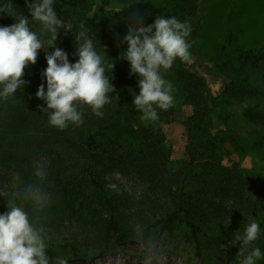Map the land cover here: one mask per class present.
Listing matches in <instances>:
<instances>
[{"label":"trees","instance_id":"1","mask_svg":"<svg viewBox=\"0 0 264 264\" xmlns=\"http://www.w3.org/2000/svg\"><path fill=\"white\" fill-rule=\"evenodd\" d=\"M112 1L54 0L53 5L58 17L73 24V36L79 23L85 25L96 50L105 58V75L114 92L108 94L110 102L103 107L102 117L85 106L80 109L82 124H70L63 130L49 126L47 113L38 107L43 102L35 96L44 82L40 75L46 67L43 51L24 70L22 79L27 83L23 88L0 100V181L11 172L20 182L14 193L0 192V213L7 211V205L22 206L39 229L56 219L57 211L63 213L80 231L64 245L72 253L80 247L110 248L130 239L147 242L181 232L200 259L206 250L225 245L234 264H239L232 257L238 252L234 237L254 221L260 225L261 235L246 252L252 247L264 252V166L257 184L239 173L232 152L212 125L216 98L206 80L191 71L187 61L179 60L162 75L177 81L186 104L193 109L186 122L192 148L181 168L171 165L172 145L164 129L174 122L177 109L174 105L166 111L157 109L158 118L145 121L133 107V94L139 92L137 77L129 75L127 62L120 58L127 29L120 28L108 10ZM11 2L17 16L28 14L25 0ZM151 2L161 15L190 24L191 47L202 37L200 0H120L125 14ZM14 22L0 13V26ZM73 36L60 32L55 41L56 47L69 54L70 62L75 60ZM234 38L235 31L228 27L222 53L230 50ZM238 51L244 59L238 73L247 74L245 66L249 65L259 69L258 62L264 57L261 50ZM244 116L251 124L264 127L260 102ZM260 143L264 145V135ZM261 161L264 163V157ZM112 170L139 182V195L107 185L105 175ZM34 188L51 199V206L33 203V197L38 198ZM218 200H226L227 206ZM257 264H264V258Z\"/></svg>","mask_w":264,"mask_h":264},{"label":"clouds","instance_id":"2","mask_svg":"<svg viewBox=\"0 0 264 264\" xmlns=\"http://www.w3.org/2000/svg\"><path fill=\"white\" fill-rule=\"evenodd\" d=\"M53 5L54 0H25L28 14L17 16L11 0H0V13L15 21L0 26V100L23 88L27 83L22 79L24 70L35 64L38 52L43 51L46 67L40 75L46 87L42 82L35 96L43 102L38 107L47 113L49 126L63 130L83 123L80 109L85 106L102 117L114 87L105 75V58L96 50L89 30L81 22L73 36V24L58 17ZM60 32L74 37V62L55 45ZM190 33V24L174 16L160 15L147 26L127 27L120 58L127 62L129 75L137 77L139 92L133 94L132 105L142 120L155 121L157 109L166 111L173 106V87L162 73L177 60H189ZM109 67L112 69L113 63ZM33 203L43 207L39 198L33 197ZM260 235V225L253 221L234 237L239 264H257L264 258L259 247L244 254ZM46 250L45 238L28 211L16 204L7 205V211L0 213V264H50ZM59 264L67 261L61 259Z\"/></svg>","mask_w":264,"mask_h":264},{"label":"rangeland","instance_id":"3","mask_svg":"<svg viewBox=\"0 0 264 264\" xmlns=\"http://www.w3.org/2000/svg\"><path fill=\"white\" fill-rule=\"evenodd\" d=\"M85 1L93 4L96 0ZM108 10L117 18L119 27L125 29L129 25L147 26L156 16L161 15L155 2L144 4L125 14L120 0H114ZM199 15L203 23V34L190 48L187 62L191 71L206 80L209 90L216 98L212 125L225 140L226 148L232 152L239 173L257 184L264 166L261 161L264 157V145L260 143L264 127L251 124L244 114L257 102H260L261 108L264 107V57L258 62L259 69L249 65L245 66L247 74L238 73L244 66V59L238 50L257 49L264 56V0H200ZM228 27L235 31V38L230 50L222 53ZM163 78L173 87V105L177 109L174 122L164 130L172 145L171 165L179 169L188 148H192L186 122L193 114V109L186 104L185 95L177 81L171 75H163ZM16 177L11 172L8 177H4L3 183L0 181V192L14 193L20 183ZM105 179L111 188L133 194L139 195L142 188L139 182L113 170L107 172ZM32 190L35 196L51 206V199L42 195L38 189ZM217 203L225 207L228 204L226 200H218ZM51 211L55 213V210ZM55 214L56 219L40 228L47 245L46 255L50 258V264H59L61 259L66 260L67 264H108L116 258L129 260L133 264H160L163 259L172 264H234L228 258L225 245L206 250L203 259H200L194 246L181 232L147 242L130 239L110 248L80 247L77 252L72 253L64 249V245L80 231L66 215L58 211Z\"/></svg>","mask_w":264,"mask_h":264},{"label":"bare ground","instance_id":"4","mask_svg":"<svg viewBox=\"0 0 264 264\" xmlns=\"http://www.w3.org/2000/svg\"><path fill=\"white\" fill-rule=\"evenodd\" d=\"M88 264H97V263L89 262ZM108 264H133V263H131L129 260H123L121 258H116L114 260H111ZM149 264H157V262H152ZM160 264H172V263L168 261L167 259H163Z\"/></svg>","mask_w":264,"mask_h":264}]
</instances>
